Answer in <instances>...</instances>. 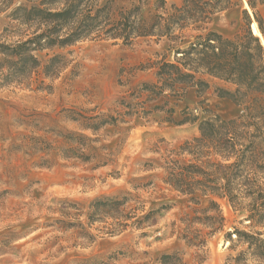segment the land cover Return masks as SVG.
Listing matches in <instances>:
<instances>
[{
  "label": "rangeland",
  "instance_id": "374dc122",
  "mask_svg": "<svg viewBox=\"0 0 264 264\" xmlns=\"http://www.w3.org/2000/svg\"><path fill=\"white\" fill-rule=\"evenodd\" d=\"M20 2L23 0L16 5ZM11 9L0 13L3 41L4 30L13 25ZM258 9L264 18V3ZM247 15L256 23L254 11L243 0L214 17L206 28L233 39L244 33ZM196 34L187 33L180 48ZM170 46L167 39H141L131 46L86 41L65 51L70 52V63L56 79H44L39 70L28 85H3L0 74V264H162L165 255L175 254L186 264H264L261 254L254 253L255 246L250 249L234 234L235 230L249 235L262 232L264 238V230L254 227L249 213L226 199H216L225 221L223 231L211 237L202 250L186 245L181 240V219L208 208L209 200L199 206L190 203L162 183L159 170L146 167L166 150L196 138L198 123L176 126L166 121L167 114L156 111L146 118H127L126 124L106 127L93 136L66 118L69 109L97 114L124 111L119 105L122 99L143 83L155 82L153 63L163 57L174 60ZM45 54L40 56L43 62L49 57ZM217 89L233 88L211 80L201 98L196 88H189L179 103L161 99L148 103L146 109L165 104L166 109L180 112L188 107L197 109L201 119L204 114L198 103L207 101L224 118L237 116L240 109L219 98ZM80 134L99 140L93 146L98 155L107 157L105 166L64 157L62 150L68 144L64 137ZM103 146L107 152L100 149ZM157 147L159 154L154 153ZM128 193L134 199L132 207L141 205L149 211L164 206L168 210L143 230L130 227L110 236L97 230L102 224L89 228L87 213L93 201ZM64 203L75 208L68 209ZM84 232L91 238L82 237ZM257 247L264 255L259 243Z\"/></svg>",
  "mask_w": 264,
  "mask_h": 264
},
{
  "label": "trees",
  "instance_id": "16d2710c",
  "mask_svg": "<svg viewBox=\"0 0 264 264\" xmlns=\"http://www.w3.org/2000/svg\"><path fill=\"white\" fill-rule=\"evenodd\" d=\"M17 1L0 0V13L15 5L9 14L13 25L1 36L6 41L0 40L3 85H28L39 70L44 79L58 78L70 63V52L65 51L82 42L113 41L131 46L141 39H167L174 60L163 57L153 63L155 82L143 83L122 99L119 105L124 111L97 114L69 109L66 118L93 136L106 127L126 124L127 118H146L156 111L167 114L166 121L176 126L198 123L196 138L146 163L149 170L161 172L164 185L190 203L199 206L209 200L208 208L194 210L193 216L181 219V240L202 250L211 237L223 231L225 221L216 199H226L234 208L247 211L254 227L264 230V45L253 34L248 15L244 33L233 39L206 28L214 17L243 0H23L16 5ZM246 1L264 40V18L258 9L264 0ZM189 32L197 34L190 35L192 40L180 48ZM43 53L49 56L45 62L40 58ZM211 80L232 86V90L217 89V93L240 109L237 116L224 118L207 101L198 103L204 114L201 119L197 109L188 107L180 112L166 109L165 104L146 109L148 103L161 99L179 103L189 88H196L201 98ZM64 138L68 141L62 150L65 158L94 160L96 167L107 164V157L98 155L93 146L99 143L97 138L84 134ZM100 149L108 150L104 146ZM159 150L157 147L154 153L159 154ZM133 201L129 193L96 199L87 213L89 228L102 224L97 230L110 236L130 227L143 230L168 210L163 206L147 211L141 205L130 206ZM234 234L250 249L255 246L254 253L264 258L257 247L259 243L264 249L262 232L249 235L235 230ZM82 235L91 238L88 232ZM227 238L233 241L231 234ZM162 260V264H186L177 254L165 255Z\"/></svg>",
  "mask_w": 264,
  "mask_h": 264
},
{
  "label": "bare ground",
  "instance_id": "6f19581e",
  "mask_svg": "<svg viewBox=\"0 0 264 264\" xmlns=\"http://www.w3.org/2000/svg\"><path fill=\"white\" fill-rule=\"evenodd\" d=\"M252 31H253V34L255 36H257V37H259L261 39V41L263 40L262 39V35H261L256 23L252 24ZM262 43H263V41H262Z\"/></svg>",
  "mask_w": 264,
  "mask_h": 264
},
{
  "label": "water",
  "instance_id": "95a60500",
  "mask_svg": "<svg viewBox=\"0 0 264 264\" xmlns=\"http://www.w3.org/2000/svg\"><path fill=\"white\" fill-rule=\"evenodd\" d=\"M252 28V27H251ZM263 39V38H262ZM263 41V45H264V40H262Z\"/></svg>",
  "mask_w": 264,
  "mask_h": 264
}]
</instances>
